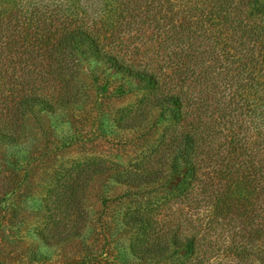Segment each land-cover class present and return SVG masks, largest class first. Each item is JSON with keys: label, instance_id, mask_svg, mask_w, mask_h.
Returning <instances> with one entry per match:
<instances>
[{"label": "rangeland", "instance_id": "1", "mask_svg": "<svg viewBox=\"0 0 264 264\" xmlns=\"http://www.w3.org/2000/svg\"><path fill=\"white\" fill-rule=\"evenodd\" d=\"M171 1L154 5L160 11ZM71 2L0 0V264H153L150 258L160 259L161 251H137L134 220L143 215L135 205L154 193L152 185L139 183L143 165L164 130L171 136L196 126L186 122L200 112L212 121L202 130L207 136L197 151L201 176L184 197L150 207L154 234L191 239L195 250L186 264H264V122H250L247 112L226 104L237 83L172 81L176 70L163 81V90L183 95L188 116L169 127L170 111L160 113L152 105L154 89L144 94L142 83L103 61L91 59L89 72L66 68L71 80L63 81L47 38L72 17ZM82 5L93 14L99 2L82 0ZM138 21L118 19L115 33L106 30L101 36L105 50L141 68L153 63L173 69L180 49L168 20L159 14ZM205 30L214 33L213 27ZM258 74L264 80V69ZM243 134L252 142L235 153L232 143ZM246 158L248 169L241 166ZM229 166L235 179L250 171L245 199L232 200L226 193Z\"/></svg>", "mask_w": 264, "mask_h": 264}, {"label": "trees", "instance_id": "2", "mask_svg": "<svg viewBox=\"0 0 264 264\" xmlns=\"http://www.w3.org/2000/svg\"><path fill=\"white\" fill-rule=\"evenodd\" d=\"M71 1L69 14L72 17L65 18L60 31H51L47 38L49 46L58 55L59 67L63 70V81L71 80L67 78L66 68L73 72H89L91 59L103 61L113 66L116 72H122L142 83L144 94L154 89L152 105L157 107L160 113L170 111L166 119V125L169 127L181 124L183 120L185 123L188 116L184 109L183 95L163 90V81H170L176 70V77L174 76L172 81H187L193 78L192 81H213L210 84L215 87V81H225V86H233L227 82L231 81L233 84L237 83L238 87L231 92L228 103L225 100L226 104L231 105L233 102L241 114L247 112L250 122H264V80L258 74L260 69H264V0H246L242 3L236 0H181L180 5H176L173 0L160 11L154 5L155 0H98V10L93 14L81 6L82 0ZM159 14L163 22L168 20L173 30L170 37L180 49L179 53L175 52V55H178L172 58L174 70L169 67H164L163 70L153 66V63L141 68L105 50L101 36L106 30H116L118 19L128 16L132 19L138 18L140 22L150 16L157 18ZM87 16L93 17L90 20ZM204 16V23L197 20L198 17ZM109 18L114 21L109 23ZM105 23L108 24L106 27ZM208 27H213L214 33L206 34L205 29ZM232 35L237 47L232 45ZM54 37L57 39L52 43L50 40ZM203 45L205 48L201 49ZM212 61L219 62L220 65H213ZM249 73H252L253 77L245 80ZM205 117L200 112L186 122L195 123L196 126L191 125L189 129L175 131L171 136L164 130L165 132L152 143V157H148L147 163L143 165L141 176L144 178L139 183L152 185L154 193L148 197L143 196L139 201L143 204L135 205L138 214L142 211L143 216L136 218L134 225L139 240L138 252L164 253L158 260L150 258L153 264H186L194 253V242L188 237L183 240L171 232L160 234V237L155 236V228L147 217V212L151 206L159 207L169 202L172 197H184L200 178L201 165L197 160V151L200 141L206 140L207 136L202 130L212 125L211 119ZM197 128L201 132H197ZM234 140L233 151L238 153V149H243L244 145L248 144L249 136L243 134ZM251 142L252 140H249V143ZM241 154L242 151L239 155ZM245 156L248 157L247 153ZM250 163L246 158L241 166L248 169ZM232 166L227 167L224 174L225 179L231 178V185L225 187L226 193L232 200L245 199L250 192V171L241 172L235 179L236 171ZM174 253H177V261H174Z\"/></svg>", "mask_w": 264, "mask_h": 264}]
</instances>
